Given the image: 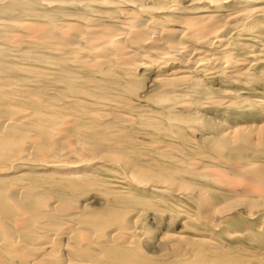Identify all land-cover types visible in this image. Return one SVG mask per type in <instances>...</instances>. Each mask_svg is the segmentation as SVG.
Instances as JSON below:
<instances>
[{
    "label": "bare ground",
    "instance_id": "1",
    "mask_svg": "<svg viewBox=\"0 0 264 264\" xmlns=\"http://www.w3.org/2000/svg\"><path fill=\"white\" fill-rule=\"evenodd\" d=\"M198 1L215 9L180 19L161 12L178 0H0V264H264L252 251L229 257L210 232L225 233L222 218L237 208L249 216L264 208V163L211 158L203 167L202 158L175 159L202 167L221 199H235L217 208L205 192L168 188L170 176L147 179L136 156L150 149L123 136L136 117L130 112L142 106L131 103L140 85L139 98L178 99V107L196 113L193 95L220 79L251 89L264 81V40L236 41L244 29L261 28L264 0L227 12L223 5L238 0ZM203 99L212 106H264L262 97L251 94ZM162 148L168 156L181 154L178 144ZM95 165L100 167L83 171ZM103 165L122 176L101 177ZM41 169L51 173L35 174ZM169 171L151 164L156 176ZM161 184L194 195V207L182 205L171 217L205 233L155 234L146 226L143 216L158 209L136 200L130 186ZM96 195L113 196L99 201ZM94 200L99 208H91ZM237 233L226 234L234 239Z\"/></svg>",
    "mask_w": 264,
    "mask_h": 264
},
{
    "label": "rangeland",
    "instance_id": "2",
    "mask_svg": "<svg viewBox=\"0 0 264 264\" xmlns=\"http://www.w3.org/2000/svg\"><path fill=\"white\" fill-rule=\"evenodd\" d=\"M248 1L249 0H238L235 2H229L228 4L223 5V7L226 9V12L228 10L234 11L252 5ZM214 9L215 5L211 4L208 6L207 2L204 1L178 0V3H176L172 9H163L161 12L164 13L162 15H171L182 19L183 17L191 15H205L207 14L206 12L213 11ZM255 36H257L259 40H264V23L261 24V28L253 25L250 28L244 29L237 37L236 41L242 44H247L248 39ZM245 50L246 49L244 48H240L242 53H245ZM30 61L34 62L35 60L32 59ZM26 62L18 61L14 64L18 63L17 65L20 66L24 64L30 65ZM36 63L37 65L40 64L39 62ZM41 66L45 68L44 65H40L39 68ZM257 73H260V71H257ZM260 75L262 76L263 74ZM219 81V83L214 84L211 87L208 85V87L204 88L202 95H199L197 92L193 95L196 96V98L190 102L192 104V110H195L196 113H189L184 107H178V104H175L178 99L168 102L159 101L153 96V94H147L144 97L139 98L138 96L143 95L142 92L145 88L144 85H140L135 95L131 97V103L142 106L140 109L132 110L130 112L136 117L131 126L125 127L127 129L123 134L124 139L136 138L142 145L150 149L140 151L136 156L137 165L149 175L147 179L151 180V178H153L154 180H161L163 176H170L172 180L168 185V188L176 186L175 184H177L190 187L196 192V195L199 192H205L211 197V201H215L214 204L217 208L226 202H235V199H221L223 196L220 195L217 188L210 183L211 181L203 175L202 167L192 168L176 164V162L172 163L175 159L197 158L196 160H199L202 158L205 160L200 162L199 166L203 167L210 164L208 161L211 158L228 162L240 161L244 163H264V106L261 109L239 104L230 107L218 105L212 106L204 104L205 101L203 99L224 96L226 94L232 96H248L251 94V96L255 95L264 99V81L260 84H253L252 89L250 86H244L242 83H231L225 79H220ZM242 81L244 82V80ZM76 96L77 99L84 100V96ZM189 99H192V97H187L186 100ZM116 108L117 107H111L108 109V112L119 111ZM138 110H140V113H138ZM201 115H203L202 118H199ZM98 139L101 142H104L106 137L100 136ZM174 144H178L181 154L168 156L167 154L169 152L164 150L162 146H171ZM131 145H134V143L128 144L127 147ZM105 151L106 153L108 152L106 149ZM151 164L153 169L162 166L169 168L171 171L166 172V174L162 176H156L154 173H151ZM97 167H100V165L83 167V171L88 173L91 172L93 168ZM103 167L105 168L104 165ZM31 168L32 167L28 169L30 170L29 172L34 173L31 171ZM104 168H102L103 172L98 173L99 175H102L101 177L111 176L113 178L114 175L117 177L122 176V172L118 171L117 168L114 169V166L112 167L109 165L108 168ZM111 168L114 169V171ZM105 170H107V173ZM111 170L113 172H111ZM115 170H117V172H115ZM42 171L43 169L38 170V173L35 174L41 175V173H51ZM29 172L23 171L19 174ZM116 173L119 174L117 175ZM46 175L47 176L43 178H46L47 180L50 178L58 180L56 176L50 174ZM116 176L115 179L117 178ZM138 179L143 181L142 185L148 184L143 178ZM142 187H144V189L130 186V190L136 200L145 201L147 199L151 202L153 207L158 209L156 213L155 211H151V213L147 212L143 216V222L146 223L147 227H151L152 229L155 228V234H158L159 232L162 233L165 230L170 233H175L176 231L181 230L187 236L201 235L202 233H205V228L198 227L194 224L187 225L188 229H185L184 226L186 223L182 218L178 217L173 220L171 217L173 214H177V208H180L182 205L183 208H188V206L194 207V204L192 203V201H194V195L183 189L176 192L177 190L175 191L173 188L168 189L167 186L162 184L159 187L161 189L158 187H150V185ZM180 191H183V193ZM174 193L177 196L178 194L180 196L177 197ZM112 196L113 195H109L106 198H103L104 196L96 195L94 197H98L100 199L97 200L103 201L112 198ZM216 197H218V199ZM91 204V208H99L97 206H100L95 200L91 202ZM235 205L234 207L237 208ZM157 213H159V215L161 213L162 215L155 218L154 223L151 224V221L148 219L151 218V214ZM169 218L171 223L167 227L166 224ZM225 218H227V220ZM222 219H224L222 224L226 223V221L228 222V225L224 227L226 229H224L225 233L216 232L215 230H211L210 232H215L217 241L223 242V247L229 249V257L230 254L234 252L246 254L251 251L264 257V208L262 210H254L252 216L247 215L242 209L237 208L226 214ZM193 229H195V231ZM229 229L230 231H227ZM234 230L235 233L238 231L237 234L244 236H238L232 239L228 235L234 234Z\"/></svg>",
    "mask_w": 264,
    "mask_h": 264
}]
</instances>
